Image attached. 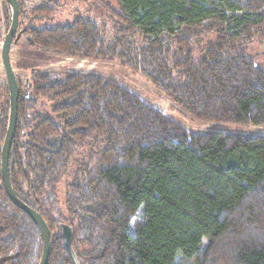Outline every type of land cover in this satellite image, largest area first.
Masks as SVG:
<instances>
[{"label": "trees", "instance_id": "obj_1", "mask_svg": "<svg viewBox=\"0 0 264 264\" xmlns=\"http://www.w3.org/2000/svg\"><path fill=\"white\" fill-rule=\"evenodd\" d=\"M20 17L27 7L18 0ZM109 20L90 15L28 26L40 51L114 61L141 75L180 112L222 127L189 133L124 84L50 72L21 85L9 170L18 198L51 232L48 264H264V69L247 54L264 40V0H115ZM6 33L12 9L4 0ZM42 3L32 18H50ZM215 36L214 43L196 47ZM12 60V55H11ZM13 64V61H12ZM14 67V66H13ZM49 107L48 114L42 109ZM10 93L0 106L2 148ZM72 182L59 199L61 182ZM40 230L0 185V258L39 264Z\"/></svg>", "mask_w": 264, "mask_h": 264}, {"label": "rangeland", "instance_id": "obj_2", "mask_svg": "<svg viewBox=\"0 0 264 264\" xmlns=\"http://www.w3.org/2000/svg\"><path fill=\"white\" fill-rule=\"evenodd\" d=\"M24 1H26L27 7L23 16L20 17L19 30L26 29L30 25L37 28L63 26L73 22L82 15H90L95 19L102 17L112 25L113 22L109 20L106 6H110L116 11L119 10L115 0H50L49 4L56 6L58 8L57 12L50 18L37 20L32 18L33 8L42 3H47L49 0ZM4 4V0H0V106L5 100L6 89H8L6 73L2 63V48L7 26ZM215 40V36L203 39L202 45L196 47L197 59L203 56L201 48H204L207 43H214ZM247 54L254 58L258 67L264 69V40L255 41L249 45ZM11 55L17 80L23 86L32 76L36 77L39 74L50 72L96 74L124 84L129 90L139 95L151 106L181 123L189 133L202 134L222 128L210 123H202L183 115L180 112V108L173 101L159 93L147 79L127 70L117 62L66 58L53 51H40L31 46L30 40L24 35L12 46ZM48 110L50 109L46 106V108L42 109V112L48 114ZM223 130L248 135H264V127L256 126H233L223 128ZM71 182L72 175L70 174L59 185L58 195L61 202H64L65 192L68 191ZM1 184L2 181L0 179ZM0 264H7V258H0Z\"/></svg>", "mask_w": 264, "mask_h": 264}, {"label": "water", "instance_id": "obj_3", "mask_svg": "<svg viewBox=\"0 0 264 264\" xmlns=\"http://www.w3.org/2000/svg\"><path fill=\"white\" fill-rule=\"evenodd\" d=\"M12 9V18L10 28L4 38L3 48H2V63L6 73V79L8 84V89L10 93V115L9 124L2 148V163H1V173H2V183L4 185L5 191L7 193L10 201L23 210L36 224L41 232L43 239V252L41 261L39 264H48L50 249H51V232L50 229L42 218V216L30 208L28 205L23 203L15 191L13 190L9 161L12 149V143L16 135L17 120H18V102L20 97L19 83L14 71V67L11 60V49L14 44H16L21 38L24 31L18 32L19 21H20V4L18 0H6ZM63 238L65 240V246L68 249L74 264H79L76 255L72 249V229L67 225L63 226Z\"/></svg>", "mask_w": 264, "mask_h": 264}, {"label": "flooded vegetation", "instance_id": "obj_4", "mask_svg": "<svg viewBox=\"0 0 264 264\" xmlns=\"http://www.w3.org/2000/svg\"><path fill=\"white\" fill-rule=\"evenodd\" d=\"M20 31H24V29L23 30H19V28H18V32H20ZM7 34V33H6ZM24 35V33L22 34V36Z\"/></svg>", "mask_w": 264, "mask_h": 264}]
</instances>
